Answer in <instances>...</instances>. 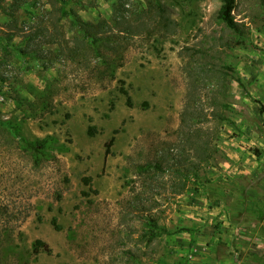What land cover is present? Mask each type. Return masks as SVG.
<instances>
[{
    "label": "rangeland",
    "instance_id": "374dc122",
    "mask_svg": "<svg viewBox=\"0 0 264 264\" xmlns=\"http://www.w3.org/2000/svg\"><path fill=\"white\" fill-rule=\"evenodd\" d=\"M220 3L0 0V264H264V0Z\"/></svg>",
    "mask_w": 264,
    "mask_h": 264
},
{
    "label": "trees",
    "instance_id": "16d2710c",
    "mask_svg": "<svg viewBox=\"0 0 264 264\" xmlns=\"http://www.w3.org/2000/svg\"><path fill=\"white\" fill-rule=\"evenodd\" d=\"M220 6L217 10V17L218 19L226 26L227 29H229L233 34L234 37H232L230 40H234L235 44L242 45L245 41L246 37V30L244 27V24L241 22H237L232 14V11L235 6V0H220ZM0 10H1V4H0ZM153 14L157 16L158 23H160L162 26H171L172 23L175 24L174 20L172 19L168 7L162 3L155 2L154 8H153ZM62 13L67 14L68 11H66L64 8H62ZM84 25H89L87 22H84ZM89 29V27L86 26L85 30ZM230 42H226L227 45H229ZM126 93V91H123ZM129 99V97H128ZM129 101V100H128ZM88 132L90 134L94 133L93 126H89ZM23 145L29 149L32 153V159L35 164L40 163L43 159H46L49 156L48 149L51 147L56 146L55 141L51 140L50 137H45L41 139H34V140H27L22 139ZM113 142V136L107 141L105 145V154H108L109 147ZM208 140H203L200 142H196V147L200 153V159L203 161H206L212 151L210 150ZM192 167V165H190ZM174 171V170H173ZM195 171V169H194ZM195 174V172H193ZM188 171H178V176H180L179 182H176L174 184V192L180 193L184 190L186 181H188ZM84 180L88 181V178H84ZM51 223L56 229H59V226L56 224L55 218L51 219ZM144 225L145 229L141 236L147 241L150 242L157 237L168 234L169 231L165 228V226L158 224L156 218L153 216H145L144 219ZM33 249L35 252H39L41 250L48 252L50 249L44 241L40 239H36L33 244Z\"/></svg>",
    "mask_w": 264,
    "mask_h": 264
}]
</instances>
